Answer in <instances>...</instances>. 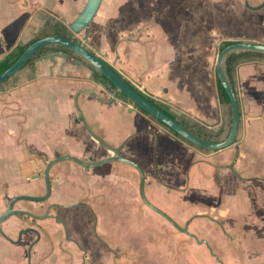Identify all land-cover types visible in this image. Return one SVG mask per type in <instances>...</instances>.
<instances>
[{
    "label": "crops",
    "instance_id": "0c3cea01",
    "mask_svg": "<svg viewBox=\"0 0 264 264\" xmlns=\"http://www.w3.org/2000/svg\"><path fill=\"white\" fill-rule=\"evenodd\" d=\"M87 1L0 0V60L18 45L32 43L53 19L68 27ZM101 8L90 26L86 41L89 48L138 90L169 106L172 112L185 117L192 125L200 124L201 130L219 134V142L225 139L232 124V110L231 105L221 101L219 96L217 57L213 56V51L218 41L222 42L221 46L226 41H243L217 40L211 34L208 21L194 19L188 9L182 19L181 12L184 11L177 4L134 22L130 20L131 12L142 11L135 5ZM74 38L80 40L83 35H74ZM230 82L239 100L241 125L232 146L211 152L175 137L154 118L118 98L95 79L93 69L81 58L64 49L45 53L33 64H26L14 78L0 84V185L2 181L7 183L12 195L20 190L16 183L19 178L27 182L34 180L39 182L37 187L44 188L45 194L41 172H45L52 160L71 156L93 163L115 157L97 137L109 147L121 148L126 159L143 169L145 193L151 204L178 224L182 220H192L189 232L195 236L201 234L222 260L225 254L238 253V244L244 246V241L236 234L243 221L249 220L251 227L247 230L253 237L249 242L255 258L249 264H264L258 250L260 240L264 239V56L253 61L242 59L235 66ZM78 94L80 113L95 137L78 111L75 101ZM77 166L81 167L72 161H62L51 169L49 200H56L45 202V210L51 205H79H63L58 201L72 195L70 189L63 192L58 188L66 178L73 179L74 173L70 171ZM89 170L97 171L89 176L92 185L104 183L106 190L109 183L130 189L124 194L126 200L134 195L133 188H140V174L124 163L111 162ZM66 171L69 176L64 174ZM109 171H123L129 177L121 178V174H110ZM26 185L22 184V190H26ZM118 193L116 197L121 195ZM85 204L96 217L93 235L98 237L96 213L90 204ZM6 209V206L2 208L0 217ZM93 214L90 213L92 217ZM144 214L153 221L162 220L161 215L149 207ZM145 219L140 224L146 228L149 225ZM212 219L223 220L220 230ZM41 224L46 226L45 222ZM131 225L129 231L139 225V219ZM5 226L3 231L10 240L0 233V264H24L20 259L21 240L14 241L9 234H20L27 229H17L13 217ZM28 229L31 231L22 237L40 234L36 229ZM207 236L219 242V249ZM227 237L230 241L223 246ZM40 240L37 237L29 250ZM29 250L28 264H31ZM124 251L128 254L122 260L136 264L134 243L130 241ZM147 252L148 263L144 264H170V261L163 263L160 260L161 247L155 246ZM110 261L113 263V258ZM219 261L227 264L224 260ZM239 264L247 263L240 261Z\"/></svg>",
    "mask_w": 264,
    "mask_h": 264
},
{
    "label": "rangeland",
    "instance_id": "374dc122",
    "mask_svg": "<svg viewBox=\"0 0 264 264\" xmlns=\"http://www.w3.org/2000/svg\"><path fill=\"white\" fill-rule=\"evenodd\" d=\"M245 2V0H104L101 9H105L109 5H135L142 11L131 12L130 20L134 22L146 18L149 13L156 14L172 4H177L179 9L181 8L184 11L181 12L182 19L185 18V10L188 9L193 13L194 19L208 21L211 34L215 35L217 40L264 43V9L253 12L246 7ZM263 3L264 0L248 1V4L254 8L260 7ZM221 43V41H218V44L215 45L213 51L215 58L220 52ZM70 172L71 174L74 173L72 174L73 179L66 178L65 183L58 188V191L67 192L70 189L72 195H70V198L58 201L63 205L80 202L90 204L98 219V237L93 235L95 219L83 207L64 210L54 209V207L50 212V214L57 215L65 222L69 236L74 242L67 241L64 227L53 218H51V221H47L35 220L30 217H13V221H17V229L20 227V230L33 228L39 231L41 235V240L31 250V264H129L122 258L128 254L124 251V247L130 241L134 243L136 248V252H133L136 264L148 263L147 258H145L148 255L147 249H153L155 246L161 247L160 260L163 263L170 261V264H219L205 245L198 244L196 240L178 231L162 216L161 222L147 218V215L144 214L147 211V206L141 200L139 187L133 188L135 190L134 195L130 197V200H126L124 194L130 191L128 188H120L117 184L111 186L107 183L108 189L105 190L104 183H98L97 186L92 185L91 173L95 174L96 170L90 171L77 166L75 170ZM118 172L109 171L110 174H121V178L129 177L126 172ZM41 173L44 175L43 171ZM64 174L69 176L67 171ZM2 178L4 179V176ZM16 183L19 185L18 189L20 190L11 195L9 185L3 181L1 182L0 201L3 200L4 203H0V211L20 194L29 196L44 194V188L42 186V189L37 187L39 185L37 181L30 180L27 182L19 178ZM22 184H27L26 190H22ZM102 190H104V193L101 195ZM118 192H121V195L116 197ZM44 195H46V192ZM54 200L56 199H51L48 203ZM46 206L47 203L20 202L16 205V209L25 210L36 215H44L48 210H45ZM206 206L210 207L209 205ZM136 218L139 219V225L129 231V227L132 228L131 222ZM143 219L149 225L146 228L140 224ZM188 221L182 220L179 224L184 227ZM211 221L216 224L218 230L221 229L220 226L224 223L223 220L219 219H212ZM43 222L46 223V226L41 224ZM4 227L6 229L5 224L3 229ZM250 227L249 220L247 222L243 221V224L240 225L239 229L241 230L237 232L236 237L239 234L240 239L244 241V246L238 244L240 249L238 253L224 255L223 260L227 264H239L240 261L249 264V261L255 259L251 253L253 251L251 242H249L253 238L248 234ZM18 235L19 233L9 234L14 241L19 239ZM197 237L200 241L204 240L201 234ZM207 237L219 249V242L217 243L212 236ZM128 238H130L129 241H127ZM36 239L37 237L34 234L24 235L21 239L19 244L22 247L20 259L24 264H28V250ZM227 239L228 241L223 242V246L230 241L228 237ZM260 241L261 244L258 245V250L262 256L260 259L264 260V239ZM214 253L218 255L217 252L214 251ZM111 258H113V263L110 261ZM219 259L223 261L220 257Z\"/></svg>",
    "mask_w": 264,
    "mask_h": 264
},
{
    "label": "water",
    "instance_id": "95a60500",
    "mask_svg": "<svg viewBox=\"0 0 264 264\" xmlns=\"http://www.w3.org/2000/svg\"><path fill=\"white\" fill-rule=\"evenodd\" d=\"M103 1L104 0H88L84 9L79 13L78 17L73 22L67 24L69 30L74 35L76 36L83 35V39H80L77 41H70L62 37L54 36V37H48V38L35 42L34 44L30 45L25 50L22 56L16 61V63L10 69L0 74V84H2L3 82L9 79L14 78L17 75V73L20 72L25 67V65L30 61V59L40 49L51 46V45H59L79 55L82 59H84L87 63H89L92 67H94L98 72L104 75L116 87V89L131 102L132 105H135L139 107L140 109H142L143 111H145L146 113H148L152 118H154L156 121H158L162 125L172 130L181 139L190 143L192 146L202 149V150L211 151V152H218V151L224 150L232 146L236 142L237 134H238V131L241 125V109L239 105V100L237 98V94L235 93V90L233 89L231 82L226 75V71H225L226 59L232 53H239V52H256V53L264 54V44L239 42V43L226 47L218 54L217 63H216V72H217L218 80L220 81L221 85L223 86L224 90L226 91L230 99V105H231V110H232V124H231V127L229 129V132L226 138L223 139L221 142H207L197 137L196 135H194L191 131L183 127L177 120L170 118L165 113H163L161 110H159L157 107H155L150 102H148L137 90L131 87L127 83V81L119 75V73H117L113 68H111L105 61H103L95 52H93L89 48L86 41L88 38L90 26L95 20V18L97 17L98 12L103 4ZM246 7L251 10H260L264 8V3L258 8H253L248 4V1L246 0ZM78 96L79 94L76 96V99H75L77 107H78ZM78 111L80 113L79 107H78ZM80 115L83 119L84 124L89 130L90 134L93 135V133L89 129L81 113ZM95 138L100 143L104 144L111 152H113L115 154V157L105 159L102 161L93 162V163H86L75 157L64 156V157L56 158L52 160L51 162H49L44 172L46 195L41 196V197H34V196H29V195H19L17 197H14L8 204L5 213L0 217V233L5 238L10 240L8 237H6L3 231V225L12 217H30L35 220H46V219L53 218L57 221V223L62 224L65 227V230L67 232V227L65 223L61 221L56 215L50 214L49 211L54 207L73 208L78 205H74L70 207H64L61 205H51L44 215H36L28 211L17 210L15 208L18 203L23 202V201L33 202V203H45L49 201L51 197V193H52V187H51V181H50V171L59 162L72 161L86 169H94L104 164L111 163V162H120V163H124L126 165H129L135 168L140 174L139 192H140V196H141L143 203L147 207H149L150 209H152L153 211L161 215L163 218H165L172 226H174L181 233H184L188 235L190 238L196 240L198 244H205L209 248L211 255H213L216 258V260L219 261L218 257L213 253L209 244L206 241L204 240L200 241L197 236L189 232V225L192 220L188 221L184 227H181L167 213H165L164 211H162L161 209H159L158 207L154 206L153 204L149 202L146 196V193H145L146 176H145L143 169L138 164L126 159L122 155L121 148L109 147L102 140L98 139L97 137ZM29 231L31 230L27 229V230L21 231L19 234L18 242H20L22 235L28 233ZM37 237H38V240H40L41 238L40 234L37 233ZM31 250H32V246L29 250V261L31 260Z\"/></svg>",
    "mask_w": 264,
    "mask_h": 264
},
{
    "label": "trees",
    "instance_id": "16d2710c",
    "mask_svg": "<svg viewBox=\"0 0 264 264\" xmlns=\"http://www.w3.org/2000/svg\"><path fill=\"white\" fill-rule=\"evenodd\" d=\"M62 37L70 41H77V39L74 38L73 33L69 30V28L62 22L56 21V20H51L46 24V27L44 30L35 38V40L30 43L29 45H18L13 51H11L3 60H0V74L6 72L8 69H10L16 61L22 56V54L25 52V50L35 42L48 38V37ZM238 42L235 41H226L222 44L220 48V52L225 49L228 46H231L233 44H236ZM56 49H64L66 51H69L72 55H75V57L81 58L79 55L76 53L62 47V46H48L40 49L27 63L28 64H33L39 57L44 55L45 53H48L50 51L56 50ZM264 54L262 53H256V52H239V53H232L231 55L228 56L226 59L225 63V71L226 75L229 78V80H233V74L235 72V66H238L239 63L241 62L242 59H248V60H255L256 58L263 57ZM82 59V58H81ZM84 63H86L90 68L93 69L94 71V76L95 79L102 84L106 85L108 89L115 94L118 98L121 100L131 104V102L123 96L117 89L116 87L100 72H98L94 67H92L90 64H88L84 59H82ZM120 75V74H119ZM121 76V75H120ZM122 77V76H121ZM127 83L133 87L135 90H137L148 102H150L152 105L157 107L159 110H161L163 113H165L167 116L170 118L177 120L183 127H185L187 130L191 131L194 135L197 137L207 141V142H219V134H215L213 131L207 130H201L200 129V124H194L192 125L185 117H179L176 115L174 112H172L171 108L164 103H161L154 98L148 96L147 94L143 93L142 91L138 90L132 83L127 81ZM232 84V83H231ZM218 85V91H219V96L221 101H223L226 104H230V99L224 90L223 86L221 85L220 81H217ZM135 106V105H134ZM138 110L146 114L147 116H150L148 113L140 109L139 107L135 106ZM159 123V122H158ZM161 126H163L167 131H169L171 134H173L175 137L181 139L176 133H174L172 130L167 128L166 126L162 125L159 123ZM183 140V139H181ZM184 141V140H183ZM186 142V141H185ZM188 143V142H186ZM191 145L190 143H188Z\"/></svg>",
    "mask_w": 264,
    "mask_h": 264
},
{
    "label": "flooded vegetation",
    "instance_id": "af4514ba",
    "mask_svg": "<svg viewBox=\"0 0 264 264\" xmlns=\"http://www.w3.org/2000/svg\"><path fill=\"white\" fill-rule=\"evenodd\" d=\"M45 182V181H44ZM77 207H83V208H86L90 213H92L93 214V211L85 204V203H79V205L77 206ZM54 209H56V207L54 208ZM52 210V209H51ZM51 210L49 211V213L51 212ZM93 217H94V219H95V225H96V217H95V215L93 214ZM55 220V219H54ZM65 237H66V239H67V241H72L73 239L72 238H70V236H69V233H67V232H65Z\"/></svg>",
    "mask_w": 264,
    "mask_h": 264
}]
</instances>
